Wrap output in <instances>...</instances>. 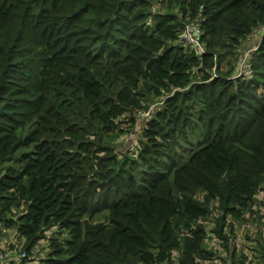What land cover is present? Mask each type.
Returning <instances> with one entry per match:
<instances>
[{
    "label": "trees",
    "instance_id": "obj_1",
    "mask_svg": "<svg viewBox=\"0 0 264 264\" xmlns=\"http://www.w3.org/2000/svg\"><path fill=\"white\" fill-rule=\"evenodd\" d=\"M263 31L264 0H0V235L21 263L204 264L214 219L246 264L230 234L264 190ZM137 111L119 159L105 136Z\"/></svg>",
    "mask_w": 264,
    "mask_h": 264
},
{
    "label": "rangeland",
    "instance_id": "obj_2",
    "mask_svg": "<svg viewBox=\"0 0 264 264\" xmlns=\"http://www.w3.org/2000/svg\"><path fill=\"white\" fill-rule=\"evenodd\" d=\"M263 33L264 31L262 34ZM259 36L260 35L256 33L253 41L248 42L246 46L241 48L242 60L245 58L248 59V56L256 49L254 41L258 39ZM259 93L264 94V91L259 89ZM158 100L159 99L154 101L156 103L152 104L151 107L161 105V103L157 102ZM134 116L137 117L135 123H124L121 126V131L105 136V140L114 145L115 152L117 153L119 159H124V156L126 155H135L137 144L144 134L142 127L145 123H147L145 120V118L148 117L147 114L141 112L139 114L137 111ZM13 165L17 167L19 163L13 162ZM252 210L253 212L248 214L243 221L233 223L234 227L233 233L230 234V245L231 248L236 249V262L240 260L246 264H264V190L260 191L257 195ZM96 219H98L97 221L105 220V218H98V216L95 217L94 220ZM204 223L206 225V229L210 232L208 236L209 239L205 244V247L210 248L216 257L212 261L204 262V264H231V253L227 252L223 248L222 245L224 242L220 240L216 234L211 232L215 227V220L211 219L206 222L204 221ZM57 232L60 234L63 247L66 248L68 243L73 238L72 235L65 230H59ZM23 244L24 239L20 238L15 231L5 229L0 235V256L2 257L0 258V260H2L1 264L16 263L17 261L15 259H19L22 255H20V253L25 251ZM46 249V242L42 240L29 254V256L34 260L38 259L40 255L46 253ZM15 254H19V256L16 257ZM33 263L35 264L34 261L32 264ZM22 264H26V261L25 263L22 262ZM236 264L241 263L237 262Z\"/></svg>",
    "mask_w": 264,
    "mask_h": 264
},
{
    "label": "built area",
    "instance_id": "obj_3",
    "mask_svg": "<svg viewBox=\"0 0 264 264\" xmlns=\"http://www.w3.org/2000/svg\"><path fill=\"white\" fill-rule=\"evenodd\" d=\"M201 35L202 33L199 26H197L196 24L186 25L184 31L180 35V40L184 41L187 44H195L202 54L204 52V48L200 43ZM24 257H26V253H24L21 258Z\"/></svg>",
    "mask_w": 264,
    "mask_h": 264
},
{
    "label": "clouds",
    "instance_id": "obj_4",
    "mask_svg": "<svg viewBox=\"0 0 264 264\" xmlns=\"http://www.w3.org/2000/svg\"><path fill=\"white\" fill-rule=\"evenodd\" d=\"M23 254H24V253H23ZM23 254H22V255H23ZM22 255L20 256L19 259H15V260L17 261V262H16L17 264H22V263H21V259H22L21 257H22ZM0 257H1V256H0ZM27 262H28V261H27Z\"/></svg>",
    "mask_w": 264,
    "mask_h": 264
},
{
    "label": "crops",
    "instance_id": "obj_5",
    "mask_svg": "<svg viewBox=\"0 0 264 264\" xmlns=\"http://www.w3.org/2000/svg\"><path fill=\"white\" fill-rule=\"evenodd\" d=\"M16 257H18V256H16ZM10 264H12V263H10ZM26 264H29L28 262H26ZM30 264H32V262H30ZM34 264V263H33Z\"/></svg>",
    "mask_w": 264,
    "mask_h": 264
},
{
    "label": "bare ground",
    "instance_id": "obj_6",
    "mask_svg": "<svg viewBox=\"0 0 264 264\" xmlns=\"http://www.w3.org/2000/svg\"><path fill=\"white\" fill-rule=\"evenodd\" d=\"M154 109V107H151V110ZM149 115V113H147V116Z\"/></svg>",
    "mask_w": 264,
    "mask_h": 264
}]
</instances>
